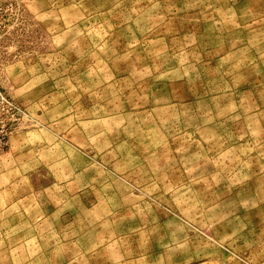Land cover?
Masks as SVG:
<instances>
[{
  "label": "rangeland",
  "instance_id": "obj_1",
  "mask_svg": "<svg viewBox=\"0 0 264 264\" xmlns=\"http://www.w3.org/2000/svg\"><path fill=\"white\" fill-rule=\"evenodd\" d=\"M0 264H264V0H0Z\"/></svg>",
  "mask_w": 264,
  "mask_h": 264
}]
</instances>
